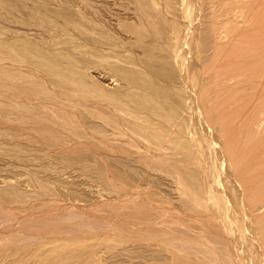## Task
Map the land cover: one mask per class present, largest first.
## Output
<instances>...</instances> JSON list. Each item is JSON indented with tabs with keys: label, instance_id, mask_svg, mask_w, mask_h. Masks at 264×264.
<instances>
[{
	"label": "rangeland",
	"instance_id": "374dc122",
	"mask_svg": "<svg viewBox=\"0 0 264 264\" xmlns=\"http://www.w3.org/2000/svg\"><path fill=\"white\" fill-rule=\"evenodd\" d=\"M120 1L0 0V264L234 260L233 249L222 239L217 240L218 250L182 247L178 242L187 235L183 230L188 224H182L179 214L166 216L163 207L157 211L166 217L142 214L150 194L162 201L174 199L164 174L155 175V169L167 171L171 180L177 173L163 159L151 158L145 166L131 158L129 138L142 127L126 121L125 109L156 112L175 125L184 118L185 95L175 63L163 53L164 34L129 38L139 23L129 13L130 0ZM158 1L164 15L168 5L177 4ZM260 18L264 17L257 16L258 22L255 19L247 31L264 28ZM205 39L198 46L209 45ZM108 57L116 60L107 62ZM116 80L122 86H114ZM248 87L253 89L249 83L238 97L245 103L250 99V109L262 101V91L259 87L253 94ZM103 93L109 96L105 102L100 101ZM159 141L173 156L194 159L190 151L196 148L183 131L146 135L147 143ZM62 146L67 150L60 151ZM182 179L196 197L201 196L200 181ZM125 198L133 202L125 205ZM153 199L147 201L153 204ZM180 207L194 205L184 202ZM17 211L23 217L18 218ZM155 220L158 226H170L172 234L153 232ZM148 235L154 237L152 242L165 244H146Z\"/></svg>",
	"mask_w": 264,
	"mask_h": 264
},
{
	"label": "bare ground",
	"instance_id": "6f19581e",
	"mask_svg": "<svg viewBox=\"0 0 264 264\" xmlns=\"http://www.w3.org/2000/svg\"><path fill=\"white\" fill-rule=\"evenodd\" d=\"M119 3L123 4V0ZM161 5L158 0H130L129 13L139 25L136 34L130 33L129 38L143 33L155 37L164 34L167 46L163 53L175 63L177 81L185 95L181 99L184 118L173 125L163 121L156 112L125 109L126 121L145 129L137 130L129 138L131 158L145 166L151 158L163 159L169 164V170L177 173L176 180H171L167 171L155 169V175H165L162 178L168 182L174 199L162 201L160 197L153 199L154 195L150 194L145 199L149 207L142 210V214L161 218L157 207H163L166 216L174 218L179 214L182 224H188L182 229L187 235L178 242L182 247L191 244L205 250H218L217 240L222 239L233 249L232 264H264V28L247 31L256 24L257 16L264 17V0H177V4L166 7V15L162 14ZM259 20L264 23V18ZM122 23L117 22L118 30ZM204 39L209 45L204 42L205 47L198 46ZM105 60L114 62L116 57ZM261 67L263 69L258 70ZM116 82L114 86H122ZM249 83L254 92L257 93L255 89L259 87L262 91L258 98L262 101L250 109L247 102L251 100L241 103L238 97L240 89L244 93ZM2 84L7 87L4 79ZM22 90L27 92L28 86L22 85ZM108 99L106 93L101 94V102ZM161 130L168 135L183 131L196 148L190 151L194 159L187 154L173 156L160 141L146 142L149 131ZM77 149L83 150V147L79 145ZM59 150L67 149L62 146ZM182 177L202 183L200 197L194 195ZM152 199L156 200L153 204L147 201ZM124 202L126 205L133 201L125 198ZM184 202H191L194 208L182 210L180 205ZM155 222L153 232L162 235L172 232L170 226H158L159 222ZM210 237L218 239L210 242ZM146 238V244L155 243L152 235ZM162 244L165 242L154 245Z\"/></svg>",
	"mask_w": 264,
	"mask_h": 264
}]
</instances>
